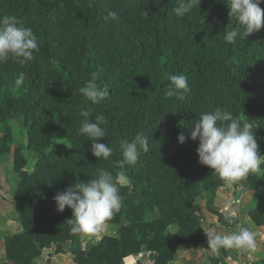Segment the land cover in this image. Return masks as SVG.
I'll use <instances>...</instances> for the list:
<instances>
[{
    "label": "trees",
    "instance_id": "16d2710c",
    "mask_svg": "<svg viewBox=\"0 0 264 264\" xmlns=\"http://www.w3.org/2000/svg\"><path fill=\"white\" fill-rule=\"evenodd\" d=\"M178 2L0 0V16L18 18L39 44L24 65L0 64V158L12 156L11 202L19 225L3 237L0 264H53L43 257L51 247L68 252L74 264H127L142 251L154 253L152 264H169L180 249L204 242L198 201L222 219L211 200L226 184L198 162V140L179 143L177 137L187 138L202 113L220 108L253 131L264 155V27L230 44L224 37L236 19L227 0H200L182 18L173 11ZM181 74L189 91L167 96L169 78ZM90 79L109 93L98 105L79 92ZM88 107L93 121L107 118L100 142L114 149L108 160L94 157L78 132L80 110ZM18 123L25 145H13L11 125ZM138 133L148 138L149 150L135 165L120 167L121 140ZM56 139L67 142L66 153L52 148ZM99 168L117 180L123 172L129 183L120 188L124 206L106 222L115 234L83 247L82 234L70 231L72 210L54 213L53 197L94 178ZM245 182L262 195L264 164ZM247 215L264 226V202Z\"/></svg>",
    "mask_w": 264,
    "mask_h": 264
},
{
    "label": "clouds",
    "instance_id": "9594fccd",
    "mask_svg": "<svg viewBox=\"0 0 264 264\" xmlns=\"http://www.w3.org/2000/svg\"><path fill=\"white\" fill-rule=\"evenodd\" d=\"M199 3L200 0H179L173 11L182 18ZM227 3L230 15L236 19L235 26L225 34L228 43L234 44L237 37L245 39L264 27V9L260 7L264 0H227ZM37 52L39 44L31 28L24 26L15 16H0V64L11 59L24 65L35 59ZM169 79L167 96L189 91L186 76L172 75ZM79 92L91 105L100 104L109 94L95 79H90ZM92 113V107L80 110L83 119L78 132L90 141L94 157L108 160L114 149L100 142L101 138L106 137L107 118L100 114L93 121ZM186 139L198 140V162L210 168L226 185L245 179L249 174L259 171L261 164H264V155L259 153L253 131L247 125H242L231 112L220 108L202 113L191 124L187 138L184 134L177 137L179 143H184ZM119 148L123 158L117 162L118 165H135L140 152L149 150L148 138L138 133L132 140L122 139ZM128 183L123 172L117 180L112 172L99 168L94 178L86 182H74L64 191H58L53 197L56 210L63 212L65 207L72 210L68 223L73 234L95 235L121 211L124 204L120 188ZM255 235L248 228H241L231 234L215 231L207 234L208 247L205 251L211 249L215 252L221 248L255 251Z\"/></svg>",
    "mask_w": 264,
    "mask_h": 264
},
{
    "label": "crops",
    "instance_id": "0c3cea01",
    "mask_svg": "<svg viewBox=\"0 0 264 264\" xmlns=\"http://www.w3.org/2000/svg\"><path fill=\"white\" fill-rule=\"evenodd\" d=\"M263 202L264 192L262 195H259V197L256 196L254 192L247 187L245 179L235 184L217 188L211 200V206L222 215V219L219 220L216 214L206 210L204 207V200L198 201L201 208L200 217L205 238L204 242L201 247L186 246L180 249L176 258L169 264H211V258L219 259V264H264V226L255 225L247 215L248 210L259 206ZM53 212H57L56 205L53 207ZM232 213H235V215L233 216ZM112 226V224L105 223L102 226L105 230L101 235H114L115 229L111 228ZM241 228H248L256 234L255 240L257 247L255 251L224 248L215 252L211 249L205 251L208 247L207 234L215 231L231 234L233 232H238ZM82 246H85L83 236ZM66 256L67 259L64 258ZM43 257H49L53 264H74L68 252L55 254L53 247L45 249ZM136 260H141L145 264H152L154 253L142 251L137 255L127 258L126 261L127 264H131Z\"/></svg>",
    "mask_w": 264,
    "mask_h": 264
},
{
    "label": "rangeland",
    "instance_id": "374dc122",
    "mask_svg": "<svg viewBox=\"0 0 264 264\" xmlns=\"http://www.w3.org/2000/svg\"><path fill=\"white\" fill-rule=\"evenodd\" d=\"M11 127L13 145H25V131L20 129V124H12ZM52 148L66 153L68 151V144L67 142L56 139L52 144ZM11 161L12 156L10 152L5 153L0 158V263L4 259L2 243L3 237L7 234H12L19 231V225L16 222V214L13 210L11 202V195L14 189L13 187L15 182ZM34 161L35 159L33 157H30L28 165L31 166ZM132 196L135 198L137 197L135 194H132ZM111 228L115 229V226H112ZM104 230V227H101L100 232L95 235H82L85 245L96 241ZM64 258L67 259V256Z\"/></svg>",
    "mask_w": 264,
    "mask_h": 264
}]
</instances>
